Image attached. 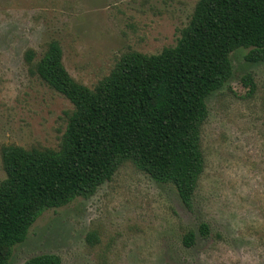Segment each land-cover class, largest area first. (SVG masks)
<instances>
[{
	"label": "rangeland",
	"instance_id": "rangeland-1",
	"mask_svg": "<svg viewBox=\"0 0 264 264\" xmlns=\"http://www.w3.org/2000/svg\"><path fill=\"white\" fill-rule=\"evenodd\" d=\"M197 0H0L1 149L59 146L72 104L28 74L23 53L57 39L70 75L89 87L128 50L176 43ZM230 53L232 75L206 99L204 171L192 208L131 163L88 197L43 212L10 264L53 253L61 264H264V61ZM252 77L254 87L244 82ZM205 222L209 235L199 234ZM188 229L195 242L186 247ZM95 233L97 241L87 235Z\"/></svg>",
	"mask_w": 264,
	"mask_h": 264
},
{
	"label": "trees",
	"instance_id": "trees-1",
	"mask_svg": "<svg viewBox=\"0 0 264 264\" xmlns=\"http://www.w3.org/2000/svg\"><path fill=\"white\" fill-rule=\"evenodd\" d=\"M172 46L158 53L128 50L107 75L89 87L67 71L60 42L40 55L27 48V72L72 104L58 148L5 145L0 180V264L25 240L36 219L77 197L92 196L120 166L131 163L158 183L170 185L192 208L204 171L201 128L207 97L231 78L230 53L249 48L246 59L264 61V0H197ZM244 82L254 87L247 74ZM199 234L209 235L201 222ZM97 241L95 233L87 235ZM188 229L184 246H192ZM23 264H61L53 253Z\"/></svg>",
	"mask_w": 264,
	"mask_h": 264
}]
</instances>
